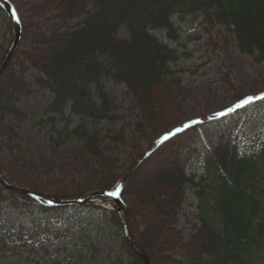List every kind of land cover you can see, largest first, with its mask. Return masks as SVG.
I'll list each match as a JSON object with an SVG mask.
<instances>
[{
  "label": "trees",
  "instance_id": "1",
  "mask_svg": "<svg viewBox=\"0 0 264 264\" xmlns=\"http://www.w3.org/2000/svg\"><path fill=\"white\" fill-rule=\"evenodd\" d=\"M28 12L29 19L20 21L16 53L0 75V143L4 142L0 147L9 150L8 158L1 157L0 151L3 180L33 192H48L28 176L37 167L46 168L45 157L38 151L32 158L26 147L32 142L18 133L29 116L25 104L31 93L48 92L51 98L38 115V125L48 124L52 150L64 139L76 137L80 146L73 152L83 162L87 159L95 164V168L84 169L88 171L74 188L54 191L52 196L81 199L93 191H115L121 185L119 199L129 235L150 264H264V138L251 141L248 152L240 153L235 126L222 133L215 131V145L202 155L203 173L188 174V153L184 151L190 150L198 126L160 143L183 126L171 120L175 117L172 98L184 91L178 76L184 70L174 65L177 51L152 34L162 29L176 41L178 29L172 16L181 20L202 17L206 26L222 27L240 53L264 61V0H40ZM3 15L11 31L10 21ZM12 40L0 52V66ZM108 81L124 85L140 109L135 130L158 133L147 151L131 145L130 160L122 171L118 159L107 154L112 143H124L121 131L104 138L83 125L69 130L68 119L74 114L96 120L111 118L105 91ZM58 120L64 122L61 127L56 125ZM143 173L155 176V183L146 186V191L135 182ZM187 189L197 199L199 226L184 241L176 224ZM20 200L39 203V213L46 214L84 207L47 206L0 184V202L9 201L18 208ZM110 219L120 226L116 214L110 213ZM135 220L141 227L139 240L132 234ZM32 225L33 229L40 226L35 219ZM161 231L166 236L154 248ZM13 232L11 226L0 238V252L20 239ZM122 243L119 257L111 264H123V253L130 258L129 264H143L124 238Z\"/></svg>",
  "mask_w": 264,
  "mask_h": 264
},
{
  "label": "rangeland",
  "instance_id": "2",
  "mask_svg": "<svg viewBox=\"0 0 264 264\" xmlns=\"http://www.w3.org/2000/svg\"><path fill=\"white\" fill-rule=\"evenodd\" d=\"M39 1L7 0L12 15L13 12L16 14L13 17L19 22L29 19V6ZM46 16L40 18V24L45 22ZM171 21L178 29L176 41L169 39L162 29L153 30L152 34L167 47L177 51L178 59L174 65L184 70L178 75L184 91L172 98L175 117L171 123L202 125L194 129L197 132L190 150L184 151L188 153L187 173L200 175L203 173L202 155L215 145V131L222 133L230 125L231 129L235 126L233 131L234 136L239 138L240 153L248 152L251 141L264 138V61L240 53L222 27H208L203 23L202 17H186L181 20L174 15ZM75 22L76 20L71 24ZM12 36L13 31L5 25V17L0 11V52L8 47ZM31 71L30 69L28 74ZM105 91L110 101V119L83 118L80 114L69 116L68 108L65 109V114L69 116V130L83 125L89 130L97 131L104 138L121 131L124 143H112L107 154L118 159V169L122 171L130 160L131 145L147 151L155 143L158 133L155 130H135L134 123L141 120V113L124 85L108 81ZM248 97L253 98L252 103L236 108L238 103ZM50 98L51 94L48 92L35 90L31 93L25 104L29 116L18 128V133L23 139L32 142L33 145L25 143L32 158L37 156L38 151L45 157L46 168L37 167L34 173H28L31 181L40 190L48 191L44 195L56 200H66L55 198L51 194L74 188L88 171L84 169L95 168V164L87 159L83 162L73 152L80 146L76 137L64 139L59 147L52 150L48 124L38 125V115ZM234 108V111H230ZM63 124L60 120L56 122L57 127ZM0 151L1 157L8 158L7 148L0 147ZM154 177L139 174L135 182L146 191L155 183ZM131 184L134 185V181ZM95 192L105 191H93L88 196ZM19 203L21 206L14 208L9 201L0 202V238L11 226L16 237L20 235L17 243H7V249L0 252V264H111V261L119 257L124 237L122 228L110 219L113 201L99 196L91 198L90 203L83 208L71 207L69 210L47 214L39 213V203L22 200ZM197 214V199L193 190L187 189L176 224L184 241L189 240L195 227L199 226ZM33 219L39 222V228L33 229ZM140 231L141 227L136 220L133 221L132 234L135 240H139ZM165 236V232L161 231L154 248L162 244ZM28 241L30 244H27ZM6 242L10 240L6 239ZM122 255L123 264H129L130 258L125 253ZM177 256H180L179 252Z\"/></svg>",
  "mask_w": 264,
  "mask_h": 264
},
{
  "label": "water",
  "instance_id": "3",
  "mask_svg": "<svg viewBox=\"0 0 264 264\" xmlns=\"http://www.w3.org/2000/svg\"><path fill=\"white\" fill-rule=\"evenodd\" d=\"M0 7L2 8V10L5 12V14L7 15V17L10 20L11 23V27L13 30V34H14V40L13 43L11 45V48L9 50V53L7 55V57L5 58V60L3 61V63L0 66V75L1 73L4 71V69L7 67V65L9 64V62L11 61L17 46L20 42L21 39V26L19 24V22H17V20L13 17L11 10H10V5L7 2V0H0ZM0 183L1 185H3L4 187H6L8 190L11 191H16V192H20L23 193L29 197H32L34 199H39L43 202H46L48 204L51 205H56V206H60V205H75V204H88L90 203V199L94 198V197H99V196H103L106 198H113L107 195L108 192H95L93 193L91 196L83 198V199H78V200H56L50 196L41 194V193H37V192H33L30 191L28 189H23V188H19L17 186H12L7 184L1 177L0 175ZM115 200V205L112 211H114L119 218L121 227L123 229V233H124V237L129 245V247L131 249H133V251H135V253L138 255V257L141 259V261L143 262V264H150L145 252L143 251V249H141V247H139L136 243H134L133 241L130 240L129 238V234H128V230H127V225H126V221H125V216L123 213V210L121 208V205L118 201V199H114Z\"/></svg>",
  "mask_w": 264,
  "mask_h": 264
},
{
  "label": "snow or ice",
  "instance_id": "4",
  "mask_svg": "<svg viewBox=\"0 0 264 264\" xmlns=\"http://www.w3.org/2000/svg\"><path fill=\"white\" fill-rule=\"evenodd\" d=\"M13 15H14V16L16 15L15 12H13ZM17 22H19L18 19H17ZM262 98H264V97H262ZM252 99H253V98H251V97L246 98L245 100H243V101H241L240 103H238V104L236 105V108L243 107V106L246 105V104H250V103H252ZM234 110H235V108H234V109H231L230 111H234ZM179 131H180V129H177L175 132H173V133H171V134H168V135H165V136L161 139L160 143H164L165 141H167L168 139H170V137H171L172 135H176ZM121 191H122V186H121V185H116V187H115V191L108 192L107 195L110 196V197H113V198H115V199H119V198H120Z\"/></svg>",
  "mask_w": 264,
  "mask_h": 264
}]
</instances>
